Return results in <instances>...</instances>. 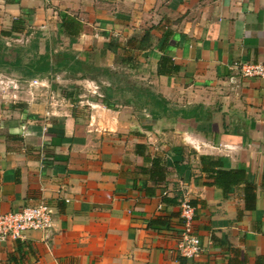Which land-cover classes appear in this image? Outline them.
<instances>
[{
  "label": "crops",
  "instance_id": "crops-1",
  "mask_svg": "<svg viewBox=\"0 0 264 264\" xmlns=\"http://www.w3.org/2000/svg\"><path fill=\"white\" fill-rule=\"evenodd\" d=\"M60 14L82 25L71 46ZM9 38L99 71L11 80L0 94V214L52 209L48 231L0 243V264H264V78L231 68L264 62V0H0V44ZM130 89L164 99L165 114L153 121ZM200 155L245 170L254 207L244 184L216 186ZM183 199L203 247L194 259L176 251Z\"/></svg>",
  "mask_w": 264,
  "mask_h": 264
},
{
  "label": "trees",
  "instance_id": "trees-1",
  "mask_svg": "<svg viewBox=\"0 0 264 264\" xmlns=\"http://www.w3.org/2000/svg\"><path fill=\"white\" fill-rule=\"evenodd\" d=\"M61 22L58 29V36L65 35L69 38V45L71 46L76 42V38L79 36L82 25L75 18L70 17L66 14H60ZM7 34L2 32L1 36H6ZM133 39V38H132ZM130 39L127 41V44L132 42ZM2 44H0L1 47ZM109 49L113 50L112 43L110 42L107 46ZM33 48L36 50L37 46L34 45ZM10 67L12 69H20V73L27 79H33L35 77L50 76L53 74H59L62 72L69 73L71 76H76L80 74V78L95 77L94 72L99 70L92 65H89L87 62L81 61L77 56L69 50L65 51H50L48 48L45 49L44 54H34L33 58L29 60L28 63L23 64L20 59H15L14 62L6 61L0 52V68ZM176 67L173 66V62L168 56H162L159 58L157 74L158 75H167L172 70H175ZM103 73L108 77L109 73L105 70ZM111 77V76H110ZM119 80L118 76L115 78ZM117 93H123L124 88H116ZM134 92L136 96L135 102L140 106L150 107V114L153 121H156L160 114L157 113V108L160 111H163L165 114L167 102L153 94L148 89H130ZM80 92L79 88L75 85L70 86V90H64V97L70 98L73 100V94H78ZM113 89L108 88L104 91L102 97V103L105 107L112 109L114 107L109 101L112 99ZM131 103L130 100L126 101ZM172 152L175 158H183V149L180 147L172 148ZM178 156V157H176ZM200 161L208 165V170L211 172V176L214 180L216 186L223 189L227 194L230 192L232 187L244 184L245 185V202L248 208H253L255 203V186L250 181L248 174L243 169H224L223 161L220 159H212L210 156L200 155L198 157ZM181 161V159H180ZM177 172L180 174L182 170L187 169L186 166L179 167L178 161L172 163ZM191 203V202H190ZM192 204V203H191Z\"/></svg>",
  "mask_w": 264,
  "mask_h": 264
},
{
  "label": "built area",
  "instance_id": "built-area-1",
  "mask_svg": "<svg viewBox=\"0 0 264 264\" xmlns=\"http://www.w3.org/2000/svg\"><path fill=\"white\" fill-rule=\"evenodd\" d=\"M15 42L25 43V40L9 38L6 44L10 45ZM231 68L237 70L243 78H264V62H235ZM4 82V80H0L1 91L17 89L12 81L5 82V84ZM37 84L38 81L34 80L29 84V87L37 86ZM179 208L182 223L176 244V251L181 257L194 259L199 257L203 252L200 239L194 231L195 208L186 199L181 201ZM51 226L52 209L45 204L24 207L18 211L3 213L0 214V243L23 240L28 232H45Z\"/></svg>",
  "mask_w": 264,
  "mask_h": 264
},
{
  "label": "rangeland",
  "instance_id": "rangeland-1",
  "mask_svg": "<svg viewBox=\"0 0 264 264\" xmlns=\"http://www.w3.org/2000/svg\"><path fill=\"white\" fill-rule=\"evenodd\" d=\"M0 52L2 57L8 61V62H14L15 59H20L21 62L23 64H26L29 62V60H31L34 56V54L37 52L32 46L31 43H11L9 46H6L5 43H3L0 47ZM38 54V53H37ZM0 78L3 80H5V82H9L11 80H15L16 83H20L22 86L26 85V83L24 82L25 80H27V78H25L21 73H20V69H12L10 67H2L0 68ZM64 75H61V78ZM59 77V76H58ZM95 77H98L97 74H95ZM54 79L55 76L53 77ZM124 76L122 75V77L120 78V80L124 81ZM4 82V84H5ZM62 84H64L62 82ZM20 89V88H19ZM20 91V90H19ZM6 92V93H4ZM0 94L2 95H8L9 96V89H6L5 91L1 92V88H0ZM19 95H23V94H19Z\"/></svg>",
  "mask_w": 264,
  "mask_h": 264
}]
</instances>
